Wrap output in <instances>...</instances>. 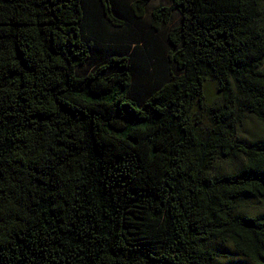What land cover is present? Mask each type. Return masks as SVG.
Here are the masks:
<instances>
[{
    "label": "trees",
    "instance_id": "trees-1",
    "mask_svg": "<svg viewBox=\"0 0 264 264\" xmlns=\"http://www.w3.org/2000/svg\"><path fill=\"white\" fill-rule=\"evenodd\" d=\"M246 120L264 0H0V264H264Z\"/></svg>",
    "mask_w": 264,
    "mask_h": 264
},
{
    "label": "rangeland",
    "instance_id": "rangeland-1",
    "mask_svg": "<svg viewBox=\"0 0 264 264\" xmlns=\"http://www.w3.org/2000/svg\"><path fill=\"white\" fill-rule=\"evenodd\" d=\"M161 0H155V2H159ZM205 93L207 102H211L213 98L216 96V85L215 81H208L205 84ZM243 136L249 140H251L255 136L264 137V124H260L253 120H246L244 129H242ZM260 205L262 208V212H264V201L260 203H256ZM235 260H231L230 264H232ZM226 261L223 262V264Z\"/></svg>",
    "mask_w": 264,
    "mask_h": 264
}]
</instances>
